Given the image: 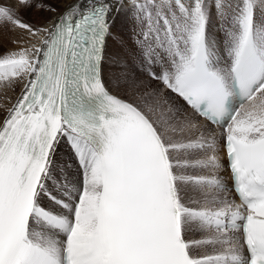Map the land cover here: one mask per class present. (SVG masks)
I'll return each mask as SVG.
<instances>
[{"label": "snow or ice", "instance_id": "obj_1", "mask_svg": "<svg viewBox=\"0 0 264 264\" xmlns=\"http://www.w3.org/2000/svg\"><path fill=\"white\" fill-rule=\"evenodd\" d=\"M0 25V264H264V0H0Z\"/></svg>", "mask_w": 264, "mask_h": 264}, {"label": "rangeland", "instance_id": "obj_2", "mask_svg": "<svg viewBox=\"0 0 264 264\" xmlns=\"http://www.w3.org/2000/svg\"><path fill=\"white\" fill-rule=\"evenodd\" d=\"M36 14H37L36 11L26 12L23 14L22 18H23V20L24 19L34 20L36 18L34 15H36ZM39 18H40V16L37 17V23H38ZM3 28H4V26L0 25V30H2ZM3 34L5 36L8 35L6 32H4ZM14 34L26 36V34L23 33L22 30H19V29H17ZM0 40H1L0 43H4V47H7L9 49H14V48L18 47V45L6 43L3 39H0ZM0 51H2V49H0ZM140 79H144V77H140ZM113 90L115 91V88ZM120 94L121 95L124 94L123 89L120 90ZM60 147L64 148L63 151H60ZM58 152L64 156L63 159L61 160L63 162L61 166L64 167V165H70V167L65 168V171L68 173V179L73 180V181L77 180L79 178V175H78V173L75 174V172H74V170L76 169V165H75L74 160L72 159L73 157H71V155L68 153L66 141H61L59 148H58ZM51 191L53 192V194L55 196H59L62 193V191L59 188H57L56 186H52Z\"/></svg>", "mask_w": 264, "mask_h": 264}, {"label": "bare ground", "instance_id": "obj_3", "mask_svg": "<svg viewBox=\"0 0 264 264\" xmlns=\"http://www.w3.org/2000/svg\"><path fill=\"white\" fill-rule=\"evenodd\" d=\"M55 2V0H54ZM69 2H71V0H69ZM59 7H63L62 4L59 5ZM36 18L34 20H31V19H24L25 22H28V23H31L33 24L34 26H42V25H49L51 24L52 20L55 19V16L52 15V14H49L47 12H44V13H39L37 12L36 15H34ZM40 16L39 20H38V23H37V17ZM121 28V23L118 21L117 22V29H120ZM13 35H17V34H13ZM1 41V40H0ZM4 44V43H3ZM3 82H0V85H2ZM18 92V90H17ZM5 93H6V96H10V97H14L17 93H13L10 89H5L4 87L0 86V104H3L5 102H10V101H7L6 99V96H5ZM59 148V146H58ZM58 148H57V153L59 155V159L60 161L63 159V155L60 154L58 152ZM63 147H60V151H63ZM69 153V151H68ZM75 174L78 173V168L76 166V169L74 170ZM56 192V191H55ZM45 203L49 206V207H53L52 204L49 202V200H45Z\"/></svg>", "mask_w": 264, "mask_h": 264}]
</instances>
